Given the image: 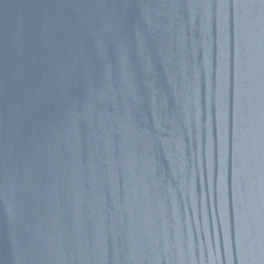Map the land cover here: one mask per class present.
<instances>
[{
	"label": "water",
	"instance_id": "1",
	"mask_svg": "<svg viewBox=\"0 0 264 264\" xmlns=\"http://www.w3.org/2000/svg\"><path fill=\"white\" fill-rule=\"evenodd\" d=\"M92 264H264V0H96Z\"/></svg>",
	"mask_w": 264,
	"mask_h": 264
}]
</instances>
